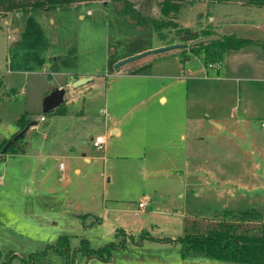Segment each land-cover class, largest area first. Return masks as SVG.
<instances>
[{
	"label": "rangeland",
	"instance_id": "obj_1",
	"mask_svg": "<svg viewBox=\"0 0 264 264\" xmlns=\"http://www.w3.org/2000/svg\"><path fill=\"white\" fill-rule=\"evenodd\" d=\"M131 3L144 21L110 0L0 17V146L19 131L15 120L22 114L37 121L18 150L0 156V262L13 254L10 264H18L60 235L68 236L70 249L82 238L92 249L118 245L123 231L135 243L123 239L107 262L90 257L73 264H246L200 251L182 255L178 244L162 238L211 230L264 235V174L252 167L261 162L264 71L247 73L241 55L228 51L220 57L193 54L190 41H181L186 27L217 37L233 33L254 45L264 40V4L183 2L173 15L176 26L162 28V40L151 25L165 18L159 3ZM168 41L184 46L113 68L121 58ZM247 50L253 58L264 56V47ZM215 63L218 68L208 67ZM87 72L90 82L62 86L63 106L57 110L81 117L59 121L41 112L44 93L63 81L61 73ZM206 113L224 123L225 135L204 128ZM110 126L118 133L109 132ZM248 132L257 135L256 143ZM97 134L104 136L101 149L92 146ZM23 147L46 157L12 154ZM141 232L155 239L143 234L138 243ZM48 259L63 264L52 252Z\"/></svg>",
	"mask_w": 264,
	"mask_h": 264
},
{
	"label": "trees",
	"instance_id": "obj_2",
	"mask_svg": "<svg viewBox=\"0 0 264 264\" xmlns=\"http://www.w3.org/2000/svg\"><path fill=\"white\" fill-rule=\"evenodd\" d=\"M94 0H0V17L9 12H30L38 10H53L60 7H67L74 3L80 2H91ZM110 1H120L122 3V12L136 17L137 21L140 23L144 21V17L138 14V12L132 6L131 0H110ZM159 3V12L165 17L163 19H153L151 21L152 28L159 39L164 38L161 32L162 28L168 26H176L173 21V15L177 12L178 8L183 2H193L197 0H151ZM212 2L224 3V2H240L244 5H252L260 7L264 4V0H209ZM183 36L181 41H190L188 43V50L193 53L202 52L205 55H212L214 57H220L222 54L229 50H237L243 46H246L253 41L247 38L237 37L234 34L223 35L217 37L209 42L202 43L198 42L193 44L192 41L200 37L213 35L211 32L199 31L192 32L186 27H182ZM167 44L171 41L166 42ZM165 44V43H163ZM181 46H184L182 44ZM201 48V50H200ZM63 106L61 103L58 107L53 109L52 113H57V110ZM49 113V112H48ZM28 122L29 118H26L22 114L16 121L20 129L24 127ZM19 129V130H20ZM18 132V131H17ZM15 132V133H17ZM13 133L11 137L15 134ZM24 135V134H23ZM23 135L16 140H12L10 144L5 148L3 153L12 152L13 150H18V142L21 140ZM10 137V138H11ZM7 141V140H6ZM4 141L0 146V149L6 142ZM22 151L25 150L21 149ZM144 234V238L155 239L146 232L139 233L136 240L140 241V237ZM119 235V234H118ZM121 239L118 245L113 242H107L96 249L88 247V241L85 238L79 240L78 246L74 249H70L68 236L60 235L54 244L47 245L42 251L31 253L27 259H18V264H50L49 254H55L59 256L63 264H73L74 261H86L87 258H95L102 262L108 261L113 250L118 248V246H124L125 242L123 239H128V242L135 243L134 235L124 236L126 234L123 231L120 232ZM167 242L176 243L180 246L182 255H187L189 253L200 251L206 256L228 260L234 263H246V264H264V235L257 233L248 232H230L221 230H211L205 234H185L183 236H178L175 239L162 238ZM137 243V244H138ZM16 256L13 254L7 255L5 260L0 262V264H10L12 258ZM78 257V258H76Z\"/></svg>",
	"mask_w": 264,
	"mask_h": 264
},
{
	"label": "crops",
	"instance_id": "obj_3",
	"mask_svg": "<svg viewBox=\"0 0 264 264\" xmlns=\"http://www.w3.org/2000/svg\"><path fill=\"white\" fill-rule=\"evenodd\" d=\"M227 4H238V6L240 7V8H244V7H250V5H244V4H242V3H240V2H238V3H227ZM251 7H254V6H251ZM258 8H260V7H258ZM261 8H264V5L261 7ZM210 19H211V21H213V18H212V16H210ZM210 21V22H211ZM3 23H7V21L6 20H4L3 21ZM182 25V24H181ZM17 31H18V29H10V32H16L17 33ZM216 32V31H215ZM217 33V32H216ZM231 34H233V33H231ZM224 35H229V34H224ZM235 35V34H234ZM29 37V34L28 33H22L21 34V37L22 38H24V37ZM221 36H223V34L221 35ZM237 37H239V36H237ZM253 41V40H252ZM256 42H255V44L253 45V43H251V44H248V45H246V46H243V47H241V48H239V49H237V50H229L227 53H226V55L227 54H239V55H241V57H242V64H243V67L244 68H246L245 69V71L248 73V72H250V73H261V72H263L264 71V56H260V58H253V57H251L250 55H249V50H247V48L248 47H250V46H255V45H257V46H261V47H264V40L263 39H261V38H258V39H256L255 40ZM158 45H160V44H158ZM264 51V50H263ZM229 65V64H228ZM225 69L227 70L228 69V71H229V69H231V68H229V66L227 67V64H226V67H225ZM95 71H97V70H95ZM62 75H63V81L60 83V84H58L56 87H62L63 85H66L67 83H69V85H70V83L72 82V81H74V80H76V79H78V78H81V77H86V76H88L90 73H83V74H81V73H79V74H76V73H66V74H64V73H61ZM107 75V74H106ZM112 79V78H111ZM111 79L109 80L108 79V82L105 84V86H106V88L107 87H109V85H110V83H111ZM90 82V81H89ZM99 83V82H98ZM47 92H45L44 94H46ZM158 100H159V102L161 103V104H164L165 102H166V98H165V96L164 95H159V97H158ZM249 107H250V109H251V111H252V107L249 105ZM247 111H248V109H246V108H244V109H242V112L244 113V114H246L247 113ZM55 115H56V117L58 118V120L59 121H61V120H65L66 118H68V119H70V120H75V119H78L79 117H81V116H79V115H73V114H64V113H62V114H59V113H55ZM41 117V116H40ZM40 117H39V120L40 121H44L45 119L43 118L42 120L40 119ZM82 117H84L83 115H82ZM26 118H28L27 116H26ZM205 118L207 119L206 121H207V126L206 127H204L205 129L206 128H210L211 130H216L217 132L218 131H222L223 132V135H225L226 134V127H224V123H220L219 121H217V119L216 118H211L207 113L205 114ZM222 119H225L224 117H221ZM198 120H200V118H198ZM16 121L17 120H15V126H16ZM30 121H33V120H30ZM242 121V118L241 119H239V121H238V123L239 122H241ZM201 122V121H200ZM36 123H37V121H36ZM34 124V125H31V127H30V129L32 128V127H36L37 126V124ZM242 123V122H241ZM262 125L264 124V121H263V123H261ZM14 130V129H13ZM12 130V131H13ZM240 131H241V129H239ZM10 132H11V130H10ZM9 131L7 132L8 134L10 133ZM109 132H111L112 134H117L118 133V128H116V127H114V126H110L109 127ZM213 132V131H212ZM225 132V133H224ZM235 131L234 130H231V133L233 134ZM215 133V132H214ZM228 134V133H227ZM237 134H239V136L241 135V133H237ZM248 135H251V137L249 138V141L252 143V144H254V143H256V140L255 139H257L256 138V134H252V132H248L247 133ZM262 134H263V143H262V147H261V152L259 153V161H261L260 163H258V162H256V161H253V164H252V167L254 168V169H258L259 167H261V171H262V173L264 174V125L262 126ZM98 135V134H97ZM242 136H243V134H242ZM258 141V140H257ZM259 142V141H258ZM28 147H26L25 149H27ZM12 154H15V155H19V156H22V157H29V156H33V155H35L36 157H46V154H41V153H35V152H30V151H28V150H24V152H19V153H12ZM251 155H253V151L250 153ZM1 156V155H0ZM210 160H211V158H209ZM214 158H212V160H213ZM261 165V166H260ZM63 168H64V166H63ZM1 183V182H0ZM264 188V187H263ZM262 210H264V207L262 208ZM107 262V261H106ZM87 263V262H86Z\"/></svg>",
	"mask_w": 264,
	"mask_h": 264
},
{
	"label": "water",
	"instance_id": "obj_4",
	"mask_svg": "<svg viewBox=\"0 0 264 264\" xmlns=\"http://www.w3.org/2000/svg\"><path fill=\"white\" fill-rule=\"evenodd\" d=\"M215 38L216 36L214 35L200 37L198 39L193 40L192 43L193 44L198 43V42L206 43ZM181 45H182L181 43L175 42V43H169V44L161 45V46H158L152 49H147V50L138 52L136 54L119 59L113 64V68H116L119 65H122L130 60L137 59L146 54H149L152 52H160L163 50H169L172 48H177V47H180ZM90 80H91L90 76L78 78L70 83V87L75 88V87L81 86L89 82ZM64 94H65V89L62 87H55L50 92L45 94L41 99V112L48 113L52 111L53 109H55L56 107H58L64 101ZM35 123H36L35 120L28 122L26 125H24L23 128H21L17 133H15L10 139H8L5 142V144L2 146V148L0 149V155L3 153L5 148L10 144L12 140H16L17 138L21 137L27 131L29 126L34 125Z\"/></svg>",
	"mask_w": 264,
	"mask_h": 264
},
{
	"label": "built area",
	"instance_id": "obj_5",
	"mask_svg": "<svg viewBox=\"0 0 264 264\" xmlns=\"http://www.w3.org/2000/svg\"><path fill=\"white\" fill-rule=\"evenodd\" d=\"M215 67V68H218L219 67V63H215V64H208V67ZM40 119L42 120L43 119V117L41 116L40 117ZM104 143V136L103 135H101V134H98V135H96L93 139H92V146L94 147V148H96V149H101V146H102V144ZM58 168H59V170H62L63 169V164L61 163V162H59V164H58ZM145 204H146V201H139L138 203H137V210L135 211V213H137V211L139 210V209H142L144 206H145Z\"/></svg>",
	"mask_w": 264,
	"mask_h": 264
}]
</instances>
